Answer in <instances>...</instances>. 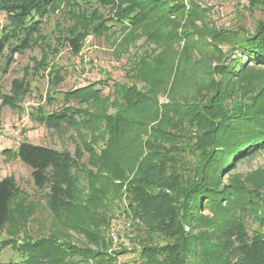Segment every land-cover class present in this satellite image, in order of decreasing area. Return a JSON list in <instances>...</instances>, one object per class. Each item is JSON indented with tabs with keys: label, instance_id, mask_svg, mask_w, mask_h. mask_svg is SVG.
<instances>
[{
	"label": "trees",
	"instance_id": "1",
	"mask_svg": "<svg viewBox=\"0 0 264 264\" xmlns=\"http://www.w3.org/2000/svg\"><path fill=\"white\" fill-rule=\"evenodd\" d=\"M63 2L81 28L71 29L68 41L74 52L80 50L82 30L113 38L120 32L151 26L153 31L144 33L145 40H160L158 24L174 22L185 11L183 0H84L89 12L77 0H0V15L5 18L0 25L2 72L16 53L32 45L42 18ZM244 8L249 14L254 8L264 9V0H249ZM206 35L207 45L216 49L227 46V50H218L222 60L214 72L220 78L211 76L209 82L197 83L196 100L185 110L175 111L165 104L156 107L147 126L136 118L138 108L147 110L160 80L155 78L156 65L147 56L141 57L135 73L149 87L145 91L134 85L117 87L120 95L109 102L115 112L89 113L67 105L37 116L48 128L81 125L103 134L104 147L99 153L88 145L84 148L96 169L93 177L107 174L115 197L124 200L123 210L134 226L129 240L138 248L132 249L136 264H264L262 184L239 180L217 183L235 161L264 149V19L256 20L252 31L239 25L212 28ZM178 36L184 38L187 33ZM233 52L241 58L231 59ZM53 73L57 85L60 76ZM103 83L100 80L71 88L63 99L90 104L102 98V88L97 86ZM12 84L14 96L0 93V98L3 104L15 106L29 86L23 80ZM185 123L194 133H185ZM134 124L145 128V139L139 133L138 139H131V149L124 142L127 135L130 140ZM0 153L18 158L31 169L34 185L48 188L51 209L78 210L87 215L93 230L85 232L97 246L80 247L53 236L5 238L0 240V257L7 246L15 257L0 260V264H115L116 254L125 251L109 250V241L91 219L90 207L105 203L106 189L91 183L85 198L77 190L80 149L73 156L65 150L22 141L15 149H1ZM126 154L133 160L131 176L122 167ZM187 156L193 160L191 165H185ZM19 194L12 177L0 179V231L10 222L13 201ZM206 208L210 216L201 214Z\"/></svg>",
	"mask_w": 264,
	"mask_h": 264
},
{
	"label": "rangeland",
	"instance_id": "2",
	"mask_svg": "<svg viewBox=\"0 0 264 264\" xmlns=\"http://www.w3.org/2000/svg\"><path fill=\"white\" fill-rule=\"evenodd\" d=\"M77 1L89 12L83 4L84 0ZM248 2L249 0H183L185 11L182 15L174 18V22L166 20L158 24L160 40H145L144 33L153 31L151 26L120 32L113 38L97 37L82 30L84 35L78 52H74L68 40L72 36V28H81L63 2L42 18L32 45L22 53L14 55V60L6 72H2L3 64L0 62L2 95L14 96V80H23L29 86L26 93L18 96L15 106L3 104L0 98V150L15 149L22 141L65 150L73 156L80 149L81 158L75 173L77 190L85 198L89 190L87 185L91 183H98L106 189L105 203L90 207L91 219L98 225L97 229L105 240L109 241V250L125 251L116 254L115 264H136V253L132 249L138 248L129 240L134 226L123 210L124 200L115 197L113 186L107 182V174L93 177L96 169L89 162L90 152L84 148L88 145L99 153L104 147L103 134L81 125L48 128L37 120V116L49 114L67 105L85 109L89 113L115 112L116 109L109 102L120 95L117 87L134 85L143 91L149 87L135 73L141 57L147 56L152 65H156L155 78L160 80L154 86L152 99L147 102V110L138 108L140 113H144H135L136 118L147 126L151 118L149 114L153 117L156 107L165 104L167 108L175 111L185 110L196 100L197 83L209 82L211 76L220 78L214 72L216 65L222 60L218 50H227V46L221 45L216 49L207 45L206 32L212 28L232 29L239 25L252 31L256 20L264 19L262 8H254L249 14L244 8ZM191 10L193 14H189ZM102 12L106 10L103 9ZM4 22L5 18L0 15V25ZM183 32L187 36L180 38L178 35ZM187 46L191 48L186 49ZM189 54L191 59L187 58ZM229 57L241 58L236 52ZM54 71L60 76L57 85L52 80L51 73ZM100 80L104 81L97 86L102 88L101 99L90 104H77L72 100L66 102L63 99L65 91ZM184 125L186 134L194 133L186 123ZM144 131L142 125L134 124L130 140H127V135L124 143L132 149L131 139H138L139 133L145 139ZM129 155H124L122 167L126 175L131 176L133 160ZM192 161L187 156L185 165H191ZM4 177L15 180L20 194L13 201L12 218L0 231V240L11 237L21 239L53 236L59 241L96 249L97 246L85 232L93 230L89 217L78 210L51 209L47 199L48 188L39 189L34 185L31 169L18 158L0 153V179ZM233 180L247 184L257 182L264 189V149L235 161L227 173L217 178V183L224 185ZM201 214L210 216L211 212L206 208ZM12 257H15V253L9 246L2 249L1 262Z\"/></svg>",
	"mask_w": 264,
	"mask_h": 264
}]
</instances>
